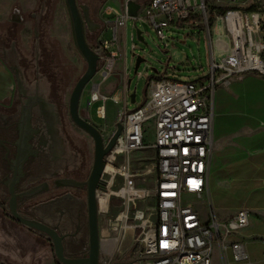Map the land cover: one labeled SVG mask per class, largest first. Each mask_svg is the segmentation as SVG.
I'll return each instance as SVG.
<instances>
[{
    "label": "rangeland",
    "instance_id": "374dc122",
    "mask_svg": "<svg viewBox=\"0 0 264 264\" xmlns=\"http://www.w3.org/2000/svg\"><path fill=\"white\" fill-rule=\"evenodd\" d=\"M76 2L81 13L83 15L85 13L87 17L85 35L91 48L97 47L98 37L113 40L112 26H105L106 23H104L100 32L102 18L110 20L114 17V14L104 13V10L106 7L115 10L123 9L126 0H76ZM189 3L197 5L195 8L197 13L188 18L191 20H184L181 24L171 23L164 29V39L157 36L143 17L142 8L137 18L127 17L125 24L118 28L121 55L117 54L114 59L113 73L104 79L96 73L83 88L79 104L80 115L99 128L104 142L114 132L118 116L123 110H133L143 102L151 77H167L179 81L197 80L208 72L210 45L215 48V41L218 39L226 43L230 42L228 31L219 19L222 7L216 6L215 0H189ZM201 3L205 5L208 22L211 20L209 35L206 25L201 22V16L198 15V7H201ZM250 6L254 7L251 11L258 13L260 17V29L255 30L254 37L264 41V0L246 1L245 8ZM12 15L18 20L13 19ZM137 30L141 32L142 40L137 38ZM2 37H5L6 45L15 46L20 64L28 65L25 71L28 81H32L37 72L43 86L51 85L52 90L56 91L73 137L77 141H82L88 148L89 160L92 162L93 141L91 137L72 121H68V98L75 82L85 71L86 63L74 46L64 0H0V38ZM116 48V43L113 41L110 49ZM219 53L215 52V55ZM137 55L145 60L134 72V61ZM36 56L39 57L38 70L34 68L37 64L34 60ZM124 78L130 79V91L135 92L134 102H131L130 98L124 102L122 96ZM94 84H99V92L102 95L106 94L110 97L117 92L121 96L120 102H115L113 99L106 100L105 118L99 117L96 111L103 100L93 101L87 107V100ZM145 128V143H152L151 120L145 123ZM153 155L154 152L150 146H144L128 155L135 172L130 178L128 202L126 203L129 209V219L126 222L136 226L128 229L120 241L109 245L106 241L118 233L113 228L116 222H119L117 217L124 207L123 198L118 194L108 196L107 209L98 211L101 264L116 261L123 264H135L141 257L143 225L145 222L151 223L155 215L152 200ZM121 161L117 158L115 164L119 165ZM102 177L108 181L111 175L103 172ZM215 178V155L213 154L209 175V199L205 197L200 201L199 206L203 212L206 211V205L207 209L212 207L218 217H229L237 203L228 194H226V199L224 198ZM119 184L117 181L113 182L111 189L118 192ZM101 195L104 193L99 191L98 197ZM5 201L6 196L0 192V262L2 264H24L25 261H29L33 264H60L54 255L52 242L47 234L30 229L17 221L7 220L6 222V219L12 216L7 213ZM11 251L16 258L15 261L7 257L8 254L11 255ZM212 264H223V258L216 247L212 254Z\"/></svg>",
    "mask_w": 264,
    "mask_h": 264
},
{
    "label": "built area",
    "instance_id": "2783aa9c",
    "mask_svg": "<svg viewBox=\"0 0 264 264\" xmlns=\"http://www.w3.org/2000/svg\"><path fill=\"white\" fill-rule=\"evenodd\" d=\"M215 1L216 6L226 8L219 14V19L228 31L230 42L218 39L215 41L216 49L210 45L208 72L197 80L151 77L143 102L133 110L124 109L118 116L117 122L122 125L120 134L104 156L110 169L103 172L110 173L111 178L106 180L105 191L100 192L107 197L118 194L123 198L124 207L117 217L119 222L113 228L118 231L112 237L117 242L131 229V224L126 222L129 219L126 203L130 178L135 171L128 155L144 146H150L154 152L152 200L155 215L151 223L143 225L142 254L135 264H212L215 247L221 255L229 247L236 261L246 258L241 243L232 238L247 225L248 211L240 208L229 218L220 219L212 207L207 209L205 205L206 211L203 212L199 203L205 197L209 199L215 91L236 74L254 72L264 76V41L254 37L255 30L260 29V17L245 8L248 0ZM196 6L189 0H148L142 11L157 36L164 39V29L171 23L181 24L195 15ZM138 12L133 18H137ZM104 13L114 14V19L111 21L113 40L98 37L94 49L100 57L96 73L103 79L113 73L114 59L117 54L121 55L117 30L128 17L124 8L106 7ZM198 15L209 35L204 3L198 7ZM113 41L117 48L111 50ZM215 52L220 53L217 56ZM130 92L124 78V102ZM107 97L99 92V84H94L87 107L93 101L103 100L96 111L99 117L105 118ZM112 99L120 102L121 96L113 95ZM150 120L153 142L146 144L145 123ZM117 158L122 160L119 165L115 164ZM115 181L120 183L118 192L111 189Z\"/></svg>",
    "mask_w": 264,
    "mask_h": 264
},
{
    "label": "flooded vegetation",
    "instance_id": "af4514ba",
    "mask_svg": "<svg viewBox=\"0 0 264 264\" xmlns=\"http://www.w3.org/2000/svg\"><path fill=\"white\" fill-rule=\"evenodd\" d=\"M16 51L14 45H6L5 37L0 38V60L15 80V100L10 108L11 113L0 116V130L13 132L11 140H3L1 157L0 192L6 196L7 213L14 170V191L17 193L45 184L42 191L29 198L21 200L18 197V212L44 222L65 235L63 247L66 256L85 257L89 247V214L84 182L92 166L88 148L73 137L50 82V86H43L37 72L34 79L28 81L25 75L28 65L20 64ZM38 56L34 58L36 70L40 67ZM68 121H71L70 117ZM58 179H72L76 185H57ZM98 195L99 190L95 189L97 213ZM7 220L17 221L13 217ZM101 256L100 247V260Z\"/></svg>",
    "mask_w": 264,
    "mask_h": 264
},
{
    "label": "crops",
    "instance_id": "0c3cea01",
    "mask_svg": "<svg viewBox=\"0 0 264 264\" xmlns=\"http://www.w3.org/2000/svg\"><path fill=\"white\" fill-rule=\"evenodd\" d=\"M133 1L139 4V10L148 2ZM12 18L18 20L13 15ZM113 19L103 17L100 32L103 24L111 26ZM14 92L13 75L0 60V116L11 113ZM113 95L118 96V93L110 96ZM212 135L217 186L225 199L228 194L237 203L229 217L240 208H245L249 214L247 225L232 238L241 243L246 258L234 260L232 250L227 247L223 255L220 254L223 264H264V76L254 72L236 74L226 85L216 89ZM12 138V130H0V173L3 140ZM10 253L7 257L15 261L13 252ZM24 264L33 263L25 261Z\"/></svg>",
    "mask_w": 264,
    "mask_h": 264
},
{
    "label": "water",
    "instance_id": "95a60500",
    "mask_svg": "<svg viewBox=\"0 0 264 264\" xmlns=\"http://www.w3.org/2000/svg\"><path fill=\"white\" fill-rule=\"evenodd\" d=\"M65 7L68 13L71 34L73 38L74 46L80 56L86 63L85 71L75 82L69 98H68V114L71 121L78 128L83 130L87 135H89L93 141V161L91 170L87 180L84 182L87 188V202H88V214H89V247L87 256L85 257H68L64 253L63 238L65 235L59 233L57 229L44 222H40L36 219L29 218L21 215L17 210L18 197L22 200L23 198H29L36 193H39L44 189L45 184H39L33 188L27 189L20 193L14 191V183L16 179L15 170L13 172V177L11 178L9 192L10 199L8 202V212L15 218L19 223L24 226L34 229L40 232H44L48 235L52 242L54 255L60 264H101L100 260V247L101 238L99 237V229L97 222V207H96V197L95 189L99 191H105L106 180L102 177L105 159L104 156L113 147L116 138L120 134L122 125L120 122H116L115 130L112 135L104 142L103 136L99 128L93 124L88 119L82 117L79 113L80 98L85 85L90 81V79L97 72V64L99 60V54L91 48L87 42L85 35V22H87V17L81 13L76 0H64ZM139 4L133 0H126L124 9L129 17H135L139 10ZM97 27L96 25H92ZM137 38L142 40L141 32L137 30ZM145 59L139 55L135 57L134 61V72L137 71L140 63ZM130 79L127 80V85L129 86ZM131 102L135 100V92L132 91L129 94ZM57 185L63 186H75L76 182L72 179H58L56 181ZM110 264H123L122 262H112Z\"/></svg>",
    "mask_w": 264,
    "mask_h": 264
},
{
    "label": "bare ground",
    "instance_id": "6f19581e",
    "mask_svg": "<svg viewBox=\"0 0 264 264\" xmlns=\"http://www.w3.org/2000/svg\"><path fill=\"white\" fill-rule=\"evenodd\" d=\"M129 17V16H128ZM107 99L108 100H110V99H112V96H110V97H107ZM106 99V100H107ZM106 110V109H105ZM108 169H110V165L109 164H105V167H104V171H106V170H108ZM107 201H108V199H107V194H104V195H101L100 197H98V207H99V209L100 210H103V211H105L106 209H107V207H108V204H107ZM133 213V212H132ZM122 222H124V221H122ZM136 225H129V227H135ZM112 242L113 243H115V241H114V239L111 237V239L110 240H108V241H106V243L107 244H109V245H111L112 244Z\"/></svg>",
    "mask_w": 264,
    "mask_h": 264
},
{
    "label": "trees",
    "instance_id": "16d2710c",
    "mask_svg": "<svg viewBox=\"0 0 264 264\" xmlns=\"http://www.w3.org/2000/svg\"><path fill=\"white\" fill-rule=\"evenodd\" d=\"M225 9H226V8L222 7V8L220 9V10H221L220 12L222 13ZM247 9H248L249 11H251V10H254V7L250 6V7H248ZM210 22H211V20H210ZM210 22H209V23H210Z\"/></svg>",
    "mask_w": 264,
    "mask_h": 264
}]
</instances>
